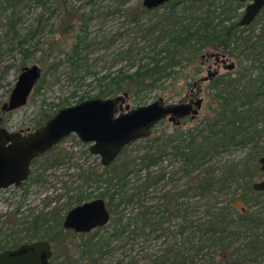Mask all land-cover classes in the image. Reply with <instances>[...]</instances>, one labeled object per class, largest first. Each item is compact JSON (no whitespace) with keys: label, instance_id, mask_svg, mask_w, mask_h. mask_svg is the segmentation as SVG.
Instances as JSON below:
<instances>
[{"label":"trees","instance_id":"16d2710c","mask_svg":"<svg viewBox=\"0 0 264 264\" xmlns=\"http://www.w3.org/2000/svg\"><path fill=\"white\" fill-rule=\"evenodd\" d=\"M129 2L0 0V80L15 61L21 70L36 63L42 68L34 87L37 91L47 76L55 82L62 76L76 87L96 88L93 97L126 93L128 98L139 99L143 92L162 87L165 79L193 65L198 57L225 55L217 51L202 54L209 46L221 45L224 51L231 47L233 52L237 48L250 64L242 65L240 60L234 77L226 71L207 78L216 106L211 105L204 117H186L172 124V132L142 138L145 143L135 153L124 146L113 163L102 164L101 169L80 168L82 188L71 199L79 204L93 195L105 198L111 219L95 236L80 234L85 237L75 259L62 250L61 261L54 264H97L98 255L113 254L127 242L135 249L141 247L128 264H138L141 259L146 260L143 264H221V258L225 263L243 264V260L232 259L264 253V231H255L264 229L262 213L238 209L234 205L238 198L233 196L236 186L255 191L253 179L262 174L264 25L257 36L251 24L239 28V19L232 21L231 16L244 5L239 0H169L151 10L142 3L130 7ZM203 6L206 9L196 15ZM263 14L264 8L256 19ZM111 16H118L120 25L105 41L92 28ZM27 17L30 22L25 25ZM246 31L252 33L243 35ZM120 37L126 40L113 51L110 66L100 68L101 55L91 54ZM115 64L119 66L111 69ZM199 70L197 65L195 72ZM202 78H192L190 91L195 95H200ZM88 98L79 95L78 101ZM55 113L42 109L34 129ZM140 148L142 153H138ZM241 148L249 149L241 160L224 158L225 153ZM62 157L57 154L53 162ZM92 183L97 188L94 194L84 188ZM63 218L58 210L34 216L28 239L21 236L25 228L13 230L0 238V251L45 238L38 233L43 226L46 238L64 248L61 237L74 231L62 227ZM152 234L165 237L158 252L146 245ZM118 264H124L123 259Z\"/></svg>","mask_w":264,"mask_h":264},{"label":"rangeland","instance_id":"374dc122","mask_svg":"<svg viewBox=\"0 0 264 264\" xmlns=\"http://www.w3.org/2000/svg\"><path fill=\"white\" fill-rule=\"evenodd\" d=\"M143 0H130L127 4L130 7H135L139 3H142ZM244 2L243 6L237 9L236 11H232V18L234 20L241 19V16L245 9ZM206 8L203 6L202 8H198L196 15H201L202 12ZM262 15V14H261ZM259 15V19L253 21L251 23L252 28L254 30L253 33L261 34L262 31L260 29L261 24L264 25V14L263 16ZM30 17H27L25 25L30 22ZM120 19L118 16H111L106 20H103L92 28L93 31L100 33V35L104 36L103 39L107 41V39L111 38V34H113L118 26ZM249 26V25H248ZM247 27V26H246ZM239 28H245L240 27ZM252 33L250 31H246L243 35L247 33ZM123 38H118L116 41H109V46L106 43V48L97 50V52L92 53L91 55L94 57L100 56V60L98 61V65L108 67L109 63L113 57V51L117 49L119 46L123 45ZM218 47H206L202 54L212 53L215 51L224 53L225 55H220L219 57H213L209 55H204V57H198L196 62L193 65H189L185 67L180 73L177 74L176 77L165 79L162 87L152 88V90H147L139 95V99H135L133 97L127 98V103L129 107H135L137 105H142L145 103H150L154 99H157L160 96H164L166 102H176L179 100H187L188 93L190 92L193 77H204L208 75L209 71L217 70L220 73L230 72L231 76L234 77L237 73L235 69L239 64V61L242 65L250 64L241 53L239 49H235L233 52L232 48L224 49ZM219 62H216V60ZM13 59L9 62L12 63ZM18 61H15V65L9 69V72L6 75H3L0 80V108L3 105L4 101H6L12 92V88L15 83V79L18 74L21 72V69L17 68ZM229 64H233L232 67H228ZM32 65V63L28 64ZM199 65V72H195V67ZM119 64H115L111 69H115ZM176 69H179L176 67ZM104 71V69H102ZM106 70V68H105ZM209 70V71H208ZM47 81L45 85L42 86L38 91L35 90L28 97L27 103L25 105L14 108L11 111H1L0 116L2 118L1 124L2 126L7 127L9 130H33L36 125V118L41 112L42 109H47L52 112L58 111L59 108L66 107L67 105L78 103L79 95H89V97H93V95L97 92L96 88L90 87L89 85H80L75 86L71 83L67 78L61 76L59 81H56L50 76L46 77ZM91 79V78H89ZM196 79V78H195ZM87 82V81H86ZM201 91L198 93L203 97V104L201 106L199 112V119L201 116L204 117L211 110L210 107L215 108V98L210 96L213 94L214 89L209 86V82L207 79L202 81ZM191 91H194L193 89ZM75 93V94H73ZM61 99H66L64 102H61L60 105L53 106L52 104H57ZM195 99V98H194ZM55 113V114H56ZM189 121L187 120L186 124ZM172 132L174 130V126L167 119H164L154 125L152 136L155 134H159L161 131ZM145 140L137 139L127 145L128 150H134L132 152H136V148L139 146H143ZM260 143L264 145V136L261 137ZM89 143L84 142L79 139L76 133H70L68 136L62 138L58 141V144L55 145L52 149H50L45 155H42L38 158V160L32 163V170L29 174V177L26 181L22 182L18 187L14 185L7 186L5 189H0V238L7 236L11 231H19L17 229L25 228L22 231L21 236L24 237V240L28 239V232L31 230L30 221L34 216L40 215V213L49 215L53 210H58L59 214L64 215L72 206L76 205V201L71 199L72 195L77 193V189L81 186L82 188V180L78 177L80 168H89V167H97L101 169V162L98 155L89 152ZM141 146V147H142ZM142 149L138 153H142ZM249 149L241 148V149H233L230 153H225L224 158H229V160H241L245 153H248ZM62 153L64 157L58 162H53L54 158H56L57 154ZM55 156V157H54ZM218 159H222L221 156ZM263 173L254 178V181H258L263 179ZM169 185H167V188ZM87 190L92 191L94 194L96 192V185L92 183L90 187L84 186ZM236 190V191H235ZM233 196L238 198L235 202V207L238 209L245 208L248 214H253L254 212L262 213L264 217V191L257 192L253 191L252 193L248 191L245 185L236 186L233 189ZM246 197V199H241L240 195ZM95 196L93 195L92 199ZM98 197V196H96ZM243 197V198H244ZM223 203V202H222ZM220 203V205H222ZM14 225V229L12 226ZM11 226V227H10ZM39 235L41 237L46 236L47 230L41 227L39 230ZM67 231V230H66ZM103 230L98 231L97 233H101ZM256 233H262L264 231L263 227L259 230H255ZM27 232V233H26ZM94 232V231H93ZM44 235V236H43ZM85 236H91L90 234ZM84 236V237H85ZM27 237V238H26ZM40 237V238H41ZM84 237L80 236L79 233H65L63 234L62 241L63 245H66L64 248L61 244L58 246L52 243V255L50 257L51 264L55 262L61 261L62 257L60 256L61 251L66 250L72 256L73 259L77 257L80 253V244L83 242ZM165 240L164 236L156 237V235L152 234L146 245L148 249L152 252H158L160 246ZM127 238H125V242H127ZM264 241V240H263ZM63 248V249H62ZM141 247H137V249L132 246L131 242L124 243L123 246H119L117 251L113 254L107 255H98L97 264H118V261L123 259L124 264H128L130 262V257L134 256ZM130 254V255H129ZM235 258V257H234ZM224 258H221V264H229L225 263ZM246 259V260H245ZM242 257V259L235 258L237 263H240L243 260V264H264V253H256L255 255L248 256L247 258ZM220 261V260H219ZM146 260L141 259L138 261V264L145 263Z\"/></svg>","mask_w":264,"mask_h":264},{"label":"water","instance_id":"95a60500","mask_svg":"<svg viewBox=\"0 0 264 264\" xmlns=\"http://www.w3.org/2000/svg\"><path fill=\"white\" fill-rule=\"evenodd\" d=\"M212 1V0H197ZM245 5L239 26L250 25L264 8V0H239ZM169 0H143L146 10L158 8ZM216 55V54H215ZM217 56V55H216ZM223 56V55H222ZM229 64L228 67H232ZM42 68L36 63L23 66L15 79L12 92L4 101L1 111H11L27 103L40 80ZM213 75L208 72L202 79ZM127 94L110 97H89L76 104L59 108L46 123L29 131L9 130L0 119V189L18 186L28 179L31 161L39 154L58 144V141L76 133L80 140L89 143V152L99 156L101 164L108 166L123 151V147L137 139L149 137L154 125L168 118L179 122L191 115L195 117L202 106L203 97L166 102L164 96L135 107H129ZM264 175V155L259 159ZM255 190L264 191V177L254 181ZM63 226L84 232L104 226L111 219L106 199L94 197L69 209L64 215ZM52 250L46 239L20 243L17 247L0 251V264H51Z\"/></svg>","mask_w":264,"mask_h":264},{"label":"flooded vegetation","instance_id":"af4514ba","mask_svg":"<svg viewBox=\"0 0 264 264\" xmlns=\"http://www.w3.org/2000/svg\"><path fill=\"white\" fill-rule=\"evenodd\" d=\"M246 5V4H245ZM263 10V9H262ZM242 18V17H241ZM256 20V19H255ZM254 20V21H255ZM239 25V24H238ZM217 58V57H216ZM216 62H219V60L217 59L216 60ZM212 72H213V75H215L216 76V74L219 72V71H217V70H212ZM212 75V76H213ZM186 93H188L187 95L189 96L188 97V99L187 100H189L190 98H195L196 96H201V95H195V93H193V92H186ZM186 101V100H185ZM203 102V101H202ZM203 104V103H202ZM201 109V108H200ZM199 112H200V110L198 111V113H197V115L196 116H198L199 115ZM196 116L195 117H192L191 115H188V116H186V117H190V118H196ZM0 119H1V121H2V118H1V116H0ZM167 120H168V118H166ZM185 119V118H184ZM183 119H180L179 120V122L177 123V122H172V121H169V122H171L172 124H179L181 121H182ZM14 131V130H13ZM19 131H24V132H26V131H29L28 129L27 130H19ZM60 141V140H59ZM54 147V146H53ZM52 147V148H53ZM52 148H50V149H52ZM50 149H48V151L50 150ZM48 151H46V152H44V153H42V154H39L36 158H34L32 161H31V163H30V165H31V170H32V163L34 162V161H36V160H38V158L39 157H41L42 155H45ZM262 172V171H261ZM30 173H31V171H30ZM29 176V175H28ZM26 181V180H25ZM24 182V181H23ZM16 187H18V186H16ZM251 187H253V186H251ZM253 189H254V187H253ZM255 190V189H254ZM255 191H257V192H261V191H258V190H255ZM85 201V200H84ZM106 204H107V200H106ZM107 206H108V204H107ZM71 209V208H70ZM108 209H109V206H108ZM109 212H110V210H109ZM66 214V213H65ZM64 214V215H65ZM64 215H63V217H64ZM65 218V217H64ZM64 218H63V220H64ZM63 220H62V227L64 228V226H63ZM105 226V225H104ZM103 227V226H102ZM101 227L100 226H97V227H95V229H92V230H90V231H84V232H76V231H74V229L72 230V229H67V230H71V231H74L75 233H79V234H85V235H88V234H90V235H94L95 236V233H97L98 231H99V229H100ZM66 229V228H65ZM94 231V232H93ZM42 239H46V240H48L49 241V243H50V248L52 247V242H51V240H49L48 238H42ZM36 240H38V239H36ZM52 249V248H51ZM53 251V250H52Z\"/></svg>","mask_w":264,"mask_h":264}]
</instances>
